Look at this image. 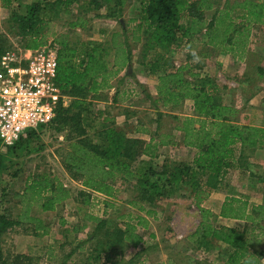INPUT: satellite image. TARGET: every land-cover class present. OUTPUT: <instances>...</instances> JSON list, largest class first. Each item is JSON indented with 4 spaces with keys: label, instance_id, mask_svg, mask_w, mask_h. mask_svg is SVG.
Wrapping results in <instances>:
<instances>
[{
    "label": "trees",
    "instance_id": "obj_1",
    "mask_svg": "<svg viewBox=\"0 0 264 264\" xmlns=\"http://www.w3.org/2000/svg\"><path fill=\"white\" fill-rule=\"evenodd\" d=\"M138 1L139 15L125 22V0L36 1L26 5L25 10H15L14 0H0L1 7L12 10L11 28H18L25 43L23 47L34 49L49 43L59 46L57 82L71 103L65 106L61 101L54 120L45 128L52 126L57 132H64L67 150L63 166L81 180L86 189L79 192L85 196L83 202H90V191L117 199L121 191L117 183L130 181L136 194L126 203L145 213V216L137 214L134 217L137 223H132L129 212L125 228L112 225L111 217L89 216L97 222L94 233L101 231L102 234L96 258H103V264H123L128 247L143 242L138 226L148 228L147 216L158 219L157 202L169 200L177 190L188 187L201 218L187 236L189 244L212 251L218 247L217 242L225 243L227 255L223 264H264V249L256 247L264 236V203L249 208L245 199L226 196L219 214L202 205L221 187L230 170L246 168L247 149L264 147V127L252 121L240 123L241 110L221 101L219 86L211 78L203 77L200 82L187 79L183 69H189V64L175 70L164 68L169 65L168 52L178 46V41L184 46L202 43L236 60H244L253 27L264 23V0H225L223 7L214 0ZM91 11L97 13L90 15ZM63 16L67 17L64 25L68 31L62 33L55 30V19ZM94 17L114 19L121 28L105 30V40L69 39L71 31L86 28ZM132 22L134 25H130ZM142 41L148 50L154 51L149 60L151 69L161 67L163 70L156 84L157 100L164 106H177L186 99L193 102V114L173 116L178 121L175 129L182 133V144L197 150L192 162H173L168 158L159 164L153 161L160 157V146L172 143L174 136L156 130L152 133L147 127L142 130L151 133L148 140L128 135L115 125L104 126L96 132L98 143H93L88 136L86 117L94 109L90 95L96 96L112 87L122 71H131L132 43ZM5 50L0 48V54ZM259 72L264 76V67H259ZM38 137V132H31L8 148L31 150L32 140ZM70 197L72 193L57 176L33 177L20 195L21 210L17 219L0 214V264H15L17 259L23 258L16 255L12 263L3 258V235L10 228L31 222L36 230L48 232L44 221L32 215V208L54 211ZM105 206L114 207L115 202L106 200ZM218 217L243 220L244 226L218 224ZM150 236L154 237V233ZM117 255L121 258H116Z\"/></svg>",
    "mask_w": 264,
    "mask_h": 264
},
{
    "label": "rangeland",
    "instance_id": "obj_2",
    "mask_svg": "<svg viewBox=\"0 0 264 264\" xmlns=\"http://www.w3.org/2000/svg\"><path fill=\"white\" fill-rule=\"evenodd\" d=\"M36 1L47 0H14L13 5L15 10H25L26 5ZM125 1L123 18L127 22L130 18L138 16V0ZM214 1L221 2V7H223L225 0ZM75 11L77 12L76 9H74ZM104 12L102 10V13ZM89 13L93 15L97 11ZM236 13L233 15H237ZM11 14V9L3 8L0 5L1 49L10 50L25 44L22 36L18 33V28H11ZM210 15L211 12H208V16ZM66 19L67 17L64 16L60 19L56 18L55 30L62 33L67 32L68 28L64 25ZM130 25H134V23L132 22ZM128 27L130 29V26ZM120 28L117 21L94 17L86 28H77L71 31L69 39L71 41L79 38L105 40L107 37L105 30H120ZM252 31L250 48H248L246 58L242 61L232 58L231 55L219 49L196 42L190 48L201 57V61L194 63L191 52L185 51V48L189 46H184L178 41V46L168 52L167 62L169 65H164V68L175 70L189 64V69H183L187 79L192 82H200L203 77L211 78L219 86L221 101L241 110L238 114L240 122L246 124L252 121L253 124L263 126L264 103H258V100V102L255 101V105H251L249 102L258 91L264 92V76L259 72V67H264V23L256 24ZM132 45L133 64L130 68L131 71L123 72L121 84L125 88L120 93L118 100L114 101L109 95L108 98L100 99L91 95L89 97V100L94 102V109L86 117V125L90 131L88 136L93 143H98L99 137L96 132L104 126L115 125L128 135L148 140L151 134L146 132L141 133L142 135L135 134L136 126L140 124L149 130H154L159 125L160 133H174L175 144L166 146L160 157L153 161H157L159 164L168 158L173 162H192L197 150L182 144V133L175 129L178 121L173 117L193 114L192 100L186 99L177 106H164L161 101H158L156 84L158 75L163 70L160 69L161 67L155 70L151 69L149 60L154 51L148 50L144 41L132 43ZM70 103V99H66L65 106ZM105 118L110 120L105 121ZM38 135L40 137L33 139L30 144L31 150L25 147L9 149L0 140V214L5 213L10 218L17 219L21 210L20 195L25 185L33 177L44 174L57 176L70 190L72 197L66 199L54 211H43L38 207L32 208L31 213L44 221L48 232L44 233L43 229L36 230L35 224L31 222H24L10 228L3 235L1 245L5 260L12 263L16 255H21L23 258L17 259L16 263L69 264L67 256L76 247L75 241L78 243V241L86 239L97 225V222L91 220L89 216L111 217L114 220L112 225L122 228L126 225L129 212L133 217L132 223H137V219L134 218L137 214L145 216L144 212L140 213L136 208L126 203L127 199L136 194L130 181L117 183L121 190L117 199L111 200L100 193L90 191V202L84 203L85 196L79 195V192L84 189L81 180L63 166V157L67 150L66 144H64V132H57L51 126L49 129H39ZM258 169L260 170V168ZM238 171L243 173L244 169ZM231 173L238 174L237 171H231ZM245 182V177H226L221 187L204 201L203 207L216 213L215 211L220 209L225 196L229 193L244 194L249 191V195L252 194V189L246 188ZM256 185L252 200L259 203L262 201V193L259 191L261 183L257 182ZM191 195V189L185 187L177 190L169 200L158 201L155 207L160 211L159 217L153 219L147 216L149 226L146 230L140 226L142 234L146 238H150V233L154 232L159 239L167 240L168 236L177 238L178 235H184L195 229L201 218L198 208L192 202ZM106 200L114 201L115 206L106 208ZM223 219L218 218L220 221L217 220V222L227 224L228 222ZM84 224H87L88 228L84 229L82 227ZM100 240H102L101 231L94 233L86 244V248L77 251L80 257L75 264H83L86 255H93L99 249ZM256 247L264 249V244L256 245ZM163 249L165 251L155 249L150 253L151 257L155 260L158 259V263L169 259V257L174 259L175 264H202L212 260L218 262L216 254L207 253L203 249L188 245V243L172 245L171 242H165ZM218 250L222 254L218 263L223 264L227 255L226 250L221 247H218Z\"/></svg>",
    "mask_w": 264,
    "mask_h": 264
},
{
    "label": "built area",
    "instance_id": "obj_3",
    "mask_svg": "<svg viewBox=\"0 0 264 264\" xmlns=\"http://www.w3.org/2000/svg\"><path fill=\"white\" fill-rule=\"evenodd\" d=\"M59 46L0 54V140L8 147L50 125L66 95L57 82Z\"/></svg>",
    "mask_w": 264,
    "mask_h": 264
},
{
    "label": "crops",
    "instance_id": "obj_4",
    "mask_svg": "<svg viewBox=\"0 0 264 264\" xmlns=\"http://www.w3.org/2000/svg\"><path fill=\"white\" fill-rule=\"evenodd\" d=\"M106 19H108V18H106ZM110 20H114V19H110ZM114 21H116V20H114ZM123 72L124 71H122L119 74V76L113 81V86L112 87H110L109 89H107L105 91H102L101 93H98L96 95V97L108 98V95H109V96H112L114 101H117L118 98H119L120 93H122V91L125 88V87H123V85L121 83L118 82L119 80L122 81V78H123L122 76L124 75ZM153 94H155V93L153 92ZM263 94H264L263 91H260V92L258 91L254 95V97H252V99H250L249 103L251 105H255L256 104L255 101L258 102V100H259L258 103L263 104L264 103V95ZM92 96H95V95H92ZM240 123H242V122H240ZM258 126H262V125H258ZM136 127L137 128L135 129V134L139 135L141 133H144V131L142 130V128H144V126L138 124ZM157 127L154 130L151 129L150 131L152 133L155 132V130L157 132H159V130H157ZM262 127H264V125ZM168 134H171V135L174 136V133H168ZM173 139H175V137ZM169 144H175V141H173L172 143H169ZM169 144H166L164 146H160V148H159L160 155H161V152L163 151V149L166 146H168ZM247 153H248V156L245 158V164L244 165H245L246 168L244 169V172L243 173L239 172L238 171L239 169L242 171V168L239 167V168L230 170L229 173L225 177H245L246 188L252 189V194L249 195V191H248V193H244V194H240V193L231 194V193H229L226 196H234V197H237V198H240V199H245L249 203V208H251L253 205H258V204H263L264 203V155H263L264 154V147L263 148H255V149H247ZM237 164H238V162H237ZM258 168H260V170ZM231 171H235V172L237 171L238 174H235V173L232 174ZM257 182L261 183V186L259 187V191L262 193V201L259 202V203L252 200L253 192L256 191V186H257L256 183ZM228 183H229V179H228ZM215 212H216V214H219L220 209L216 210ZM218 218L221 220V218H223V217H218ZM220 220H218V221H220ZM223 220L228 222L227 224H223V225L239 226V227H243L244 226V221L243 220L232 219V218H224ZM217 223L221 224L219 222H217ZM96 226L94 227V230L96 229ZM82 227L85 229L86 227L88 228V225L84 224ZM137 229H138V232L140 234H142L141 227L138 226ZM94 230L92 231V233H90L88 235V237H86V239L81 240V241H85L82 245L79 243L80 241H78V243H77V241H75L76 247L67 256L69 264H75L77 262L78 257H80V255H78L77 251L83 250V249L86 248V244L91 240V237H93ZM144 230H146V229L144 228ZM168 230H169V228H168ZM194 230L195 229H193L191 231H188L184 235L180 234V235L177 236V238L176 237L172 238V237L168 236L167 240L159 239L157 237L156 233H154V232L150 233V234L154 233V237L150 236V238H146L142 234L143 235V242L141 244H139L138 246H129L127 251H126V254L123 257L124 260H122L121 262L123 264H125L127 262L126 264H128V262L132 259V261H130L129 264H140V263H142V264H165V263H167V264H175L174 263L175 262L174 259L170 258V257H169V259L167 258L168 261L166 259L165 261H160V263H158L159 262L158 259L155 260L153 257H151L150 253L152 251H154L155 249H157V250L161 249V250L165 251V249H163V243H165V242H171L172 245L179 244V243H185V244L188 243V245L192 246L193 244H189V242L187 240V236L191 232H193ZM261 241H262L261 244H264V236L261 237ZM217 246L221 247V248H226L227 247V245L225 243H222V242H217ZM218 247H216L212 251H205V252L216 254V257L218 258V262H219V259H221L222 254L218 250ZM96 254H97V251H95V253L93 255H86V258H85L83 264H103V261H104L103 258H102V260H98L96 258ZM116 258L120 259L121 255H117ZM218 262L212 260V261L206 262V263L203 262V264H221V263H218ZM62 264H64V263H62Z\"/></svg>",
    "mask_w": 264,
    "mask_h": 264
},
{
    "label": "clouds",
    "instance_id": "obj_5",
    "mask_svg": "<svg viewBox=\"0 0 264 264\" xmlns=\"http://www.w3.org/2000/svg\"><path fill=\"white\" fill-rule=\"evenodd\" d=\"M185 51H190L193 56V62L199 63L201 61V57L194 51L191 50L190 46L185 48Z\"/></svg>",
    "mask_w": 264,
    "mask_h": 264
}]
</instances>
